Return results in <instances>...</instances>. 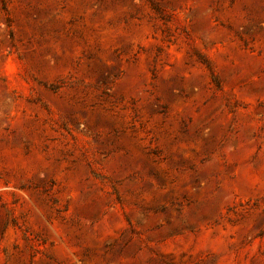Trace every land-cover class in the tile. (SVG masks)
<instances>
[{
  "label": "rangeland",
  "instance_id": "1",
  "mask_svg": "<svg viewBox=\"0 0 264 264\" xmlns=\"http://www.w3.org/2000/svg\"><path fill=\"white\" fill-rule=\"evenodd\" d=\"M0 264H264V0H0Z\"/></svg>",
  "mask_w": 264,
  "mask_h": 264
}]
</instances>
